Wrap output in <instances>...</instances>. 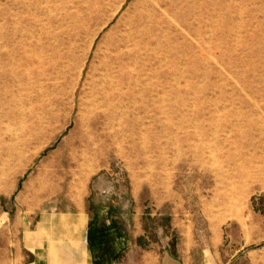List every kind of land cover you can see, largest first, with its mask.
<instances>
[{
  "label": "rangeland",
  "instance_id": "1",
  "mask_svg": "<svg viewBox=\"0 0 264 264\" xmlns=\"http://www.w3.org/2000/svg\"><path fill=\"white\" fill-rule=\"evenodd\" d=\"M104 211L264 264V0H0V264Z\"/></svg>",
  "mask_w": 264,
  "mask_h": 264
},
{
  "label": "crops",
  "instance_id": "2",
  "mask_svg": "<svg viewBox=\"0 0 264 264\" xmlns=\"http://www.w3.org/2000/svg\"><path fill=\"white\" fill-rule=\"evenodd\" d=\"M117 219L104 211L91 227L85 220L82 230L41 236L30 232L29 246L16 252L21 256L18 264H188L175 243L151 240L146 227L133 218L124 223L131 229L120 231L116 225L123 222Z\"/></svg>",
  "mask_w": 264,
  "mask_h": 264
},
{
  "label": "bare ground",
  "instance_id": "3",
  "mask_svg": "<svg viewBox=\"0 0 264 264\" xmlns=\"http://www.w3.org/2000/svg\"><path fill=\"white\" fill-rule=\"evenodd\" d=\"M80 220V219H79ZM81 222V221H80ZM77 225H78V223H77Z\"/></svg>",
  "mask_w": 264,
  "mask_h": 264
}]
</instances>
